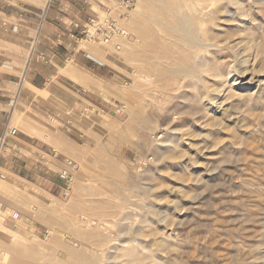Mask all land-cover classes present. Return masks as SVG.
<instances>
[{"label":"rangeland","instance_id":"1","mask_svg":"<svg viewBox=\"0 0 264 264\" xmlns=\"http://www.w3.org/2000/svg\"><path fill=\"white\" fill-rule=\"evenodd\" d=\"M145 1L149 17L157 3ZM184 2L203 21L193 36L220 49H198L199 58L224 65V76L199 69L197 48L185 44L172 47L176 56L188 52L181 64L145 62L143 47L153 54L163 43L142 44L132 5L117 20L126 37L97 46L109 56L106 100L118 112L107 136L79 144L65 161L58 156L72 166L69 186L56 175L61 188L52 195L17 198L18 246L15 254L2 251L0 264H91L94 256L98 264H264V0ZM230 50L240 54L241 73L251 65L237 79L228 76ZM79 232L105 242L96 249ZM52 236L75 244L67 254Z\"/></svg>","mask_w":264,"mask_h":264},{"label":"crops","instance_id":"2","mask_svg":"<svg viewBox=\"0 0 264 264\" xmlns=\"http://www.w3.org/2000/svg\"><path fill=\"white\" fill-rule=\"evenodd\" d=\"M120 1L0 0V253L18 246L9 221L17 198L61 188L56 175L72 166L58 156L65 161L79 144H100L118 114L106 100L109 56L82 31L106 10L121 21L128 10Z\"/></svg>","mask_w":264,"mask_h":264},{"label":"bare ground","instance_id":"3","mask_svg":"<svg viewBox=\"0 0 264 264\" xmlns=\"http://www.w3.org/2000/svg\"><path fill=\"white\" fill-rule=\"evenodd\" d=\"M154 1H155V3H157L156 6L158 8L156 10V12H155L154 7L151 5L152 8L154 9V11L152 9L151 16H149V17L147 16L146 17L144 15L145 12L143 11V5L147 1H144V0L143 1H140L138 3V7H136V8H138V11H139L138 12L139 13L138 15H141V18H140V20H138L137 18H135L133 20L134 26H133L132 30H134L136 33L138 32V34H140V37L142 38V44L144 42V46H145L146 43L149 42L148 40H149L150 37H153L154 40L156 39L158 42L160 41L161 43H163V44L157 46L156 51L153 54L149 50L146 51L145 48L143 47V50H142V58H144L145 62H149L148 59L151 58V57L153 58V56H154V57H157L159 59H163L164 61L166 59H168L171 62V64H174V63L176 64V62H178V61H180V64H181V61L184 62V61L188 60V56H189V54H187L188 52L187 53L177 54V56H176V55H173L172 47H176L177 44H185V45L193 46L194 48H197V51L195 49H193V50H195V53L194 54H193V50H191V51H192V54L195 57V59L197 61H199V62H197V64L199 63L198 64V68L199 69H201L206 74H208V76H222L224 74L223 71H222L224 65L219 64V63H216V61L211 60V58H206V57L205 58H202V57L199 58V51H198V49H204V50L207 49V50H209L211 48H214L215 51H216L218 48L217 47H213L212 45L205 43L201 38H195L193 36L192 28L197 23L203 24V21L200 22L201 19L196 18L193 15V11L190 10V9H188L187 3H185L184 0H154ZM152 4H154V2ZM211 5H212V3H211ZM222 8H223V5L220 4L217 7V9L215 10V12L218 14L219 10L222 9ZM209 10L207 11V13H209ZM200 11H202V10H199L198 12L201 14V18H203L202 16H204V12H200ZM154 12H155V14H153ZM207 13H205V14H207ZM150 26H152V27L154 26L155 27V30H152L150 28ZM155 31H156L157 34L155 33ZM167 40L170 41V42H172V43H170L168 45V42H167V44H165L164 42L167 41ZM160 42L158 44H160ZM218 47H220V46H218ZM188 48H190V47H188ZM218 50H220V49H218ZM230 53H231V58H232L231 59L232 60L231 61L232 64L230 65L231 67L229 66L230 69H227V70H229L228 71V76H236L235 79H237L240 76H244V73L248 72L246 70H247V68L248 69L250 68L249 66H251V65H248V64H250L249 63L250 62V59H247L246 58L244 61H242V62H246L248 66H246V69L243 70L244 72L241 73L239 71V69H240L239 66L241 64L240 65L238 64V62H239L238 61L239 60L238 59V55L240 56V54L237 55L232 50H230ZM170 58H172V59H170ZM144 66H145V71H143V72H148L147 69H146V64ZM163 67H160V68H163ZM177 68L178 67H176V69ZM139 71L142 72L140 69H139ZM183 71H184V69H183ZM180 73H182V72H179V74ZM181 75H184V76H197V74L196 75H192V73H187V72L186 73H182ZM139 76H142V78L145 80L146 79L145 76H147V74L139 73ZM235 79H233V80L235 81ZM234 84L235 83H233V85ZM219 91L220 90L217 89V90H215L213 92V95L214 94H216V95H214L213 99H210L209 100V103L211 102L210 105H217L216 104V99H217V95H218ZM68 152H70V151L68 150ZM72 176L73 175L71 174V179H72ZM77 208H79V207H77ZM88 221L89 220L86 219V222L85 223H88ZM95 221H97V220H95ZM79 237L81 239L87 240L96 249L99 248V247H102L103 244H104V242H105L104 241V238L103 239L96 238V237H94V238L93 237L87 238L86 237V234H82L80 232H79ZM52 238H53V236H52ZM53 239H54V246L57 247L58 249H61V250L65 251L67 254H68V252L71 249L70 246L72 247L75 244L74 240L71 239V238H66V239L64 238L65 240H62V239L61 240H57V238H53ZM73 253H75V252H73ZM75 254H76V257L79 259L80 258L79 257V254L78 253H75ZM100 261H102V259ZM91 264H98L97 257L96 256H94L92 258ZM102 264H107V263L103 260L102 261Z\"/></svg>","mask_w":264,"mask_h":264},{"label":"built area","instance_id":"4","mask_svg":"<svg viewBox=\"0 0 264 264\" xmlns=\"http://www.w3.org/2000/svg\"><path fill=\"white\" fill-rule=\"evenodd\" d=\"M133 0H121L120 8L128 10L133 4ZM118 19L115 18L110 10H106L104 14L100 16H95L89 19L87 27L82 31L84 38L88 40H97L102 43H107L109 40H114L117 38H125L126 32L121 29L118 25ZM17 133V128H10L7 132L9 137H15ZM5 140V136L0 137V146ZM58 179L62 182L64 186H69L71 181V174L69 170L62 169L57 174ZM20 214L18 212H12L9 215V221L11 223L18 221Z\"/></svg>","mask_w":264,"mask_h":264}]
</instances>
